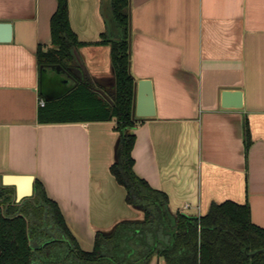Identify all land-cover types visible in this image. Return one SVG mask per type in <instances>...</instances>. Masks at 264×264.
Masks as SVG:
<instances>
[{
	"label": "crops",
	"instance_id": "0c3cea01",
	"mask_svg": "<svg viewBox=\"0 0 264 264\" xmlns=\"http://www.w3.org/2000/svg\"><path fill=\"white\" fill-rule=\"evenodd\" d=\"M70 28L84 44L71 72L113 92L109 47L97 45L108 0H66ZM56 0H0V178L30 175L59 207L81 250L96 232L110 233L142 211L125 202L110 174L118 135L114 122L39 124L38 101L66 94L41 74L37 50L50 45ZM129 72L149 79L155 116L138 120L133 170L168 199L171 214L204 216L211 205L247 204L264 229V0H129ZM238 90L241 109L220 94ZM134 97V95H133ZM108 98V97H107ZM251 145L245 152L244 130ZM149 264H165L153 256Z\"/></svg>",
	"mask_w": 264,
	"mask_h": 264
},
{
	"label": "trees",
	"instance_id": "16d2710c",
	"mask_svg": "<svg viewBox=\"0 0 264 264\" xmlns=\"http://www.w3.org/2000/svg\"><path fill=\"white\" fill-rule=\"evenodd\" d=\"M105 30L97 45L109 47L114 90L105 99L86 77L71 72L73 52L82 47L72 32L66 0H56L50 17V45L39 47L38 67L60 65L76 80L63 96L44 101L39 124L114 122L117 161L110 174L125 191L127 205L142 211L141 220H124L108 234L96 232L90 252L80 249L58 205L38 180L33 194L15 202L13 187L0 183V264H264V229L251 223L247 204H213L201 217L171 214L168 199L133 170L130 133L134 80L129 72V0H108ZM114 38H117L114 40ZM251 145L244 130L245 152Z\"/></svg>",
	"mask_w": 264,
	"mask_h": 264
},
{
	"label": "water",
	"instance_id": "95a60500",
	"mask_svg": "<svg viewBox=\"0 0 264 264\" xmlns=\"http://www.w3.org/2000/svg\"><path fill=\"white\" fill-rule=\"evenodd\" d=\"M12 39V25L9 22H0V43H9ZM117 38H114V40ZM40 72L46 77V82L51 85L70 84V90L76 86V80L60 65L41 66ZM69 90V91H70ZM68 91V92H69ZM98 92V91H97ZM102 97L107 99L101 92ZM59 98V97H58ZM57 99V98H56ZM53 100V99H51ZM220 106L224 109H241L242 95L238 90H224L220 94ZM133 116L136 120L149 119L155 116V104L152 90V83L149 79L137 80L134 85ZM118 139L115 147L117 161ZM115 161V162H116ZM2 186L13 187L15 189V202H20L33 194L34 178L30 175L5 174L0 178ZM28 184L25 190H21L22 185Z\"/></svg>",
	"mask_w": 264,
	"mask_h": 264
},
{
	"label": "built area",
	"instance_id": "2783aa9c",
	"mask_svg": "<svg viewBox=\"0 0 264 264\" xmlns=\"http://www.w3.org/2000/svg\"><path fill=\"white\" fill-rule=\"evenodd\" d=\"M38 106L39 107H43L44 106V101L43 100H39L38 101Z\"/></svg>",
	"mask_w": 264,
	"mask_h": 264
},
{
	"label": "rangeland",
	"instance_id": "374dc122",
	"mask_svg": "<svg viewBox=\"0 0 264 264\" xmlns=\"http://www.w3.org/2000/svg\"><path fill=\"white\" fill-rule=\"evenodd\" d=\"M90 81H91V83H93L92 80H90ZM93 85H94V83H93ZM94 87H95V90L98 91V90L96 89V85H94ZM113 90H114V88H113ZM107 95H108V94H104L105 97H109V96H107Z\"/></svg>",
	"mask_w": 264,
	"mask_h": 264
},
{
	"label": "bare ground",
	"instance_id": "6f19581e",
	"mask_svg": "<svg viewBox=\"0 0 264 264\" xmlns=\"http://www.w3.org/2000/svg\"><path fill=\"white\" fill-rule=\"evenodd\" d=\"M27 186H28V184L22 185L21 190H25Z\"/></svg>",
	"mask_w": 264,
	"mask_h": 264
},
{
	"label": "flooded vegetation",
	"instance_id": "af4514ba",
	"mask_svg": "<svg viewBox=\"0 0 264 264\" xmlns=\"http://www.w3.org/2000/svg\"><path fill=\"white\" fill-rule=\"evenodd\" d=\"M14 191H15V189H14Z\"/></svg>",
	"mask_w": 264,
	"mask_h": 264
}]
</instances>
